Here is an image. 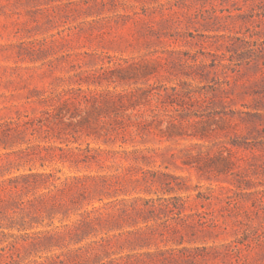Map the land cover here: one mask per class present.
<instances>
[{"label": "rangeland", "instance_id": "374dc122", "mask_svg": "<svg viewBox=\"0 0 264 264\" xmlns=\"http://www.w3.org/2000/svg\"><path fill=\"white\" fill-rule=\"evenodd\" d=\"M119 95L135 110L114 112ZM78 101L90 125H68ZM98 115L108 138L86 136ZM31 173L111 178L77 207L108 204L120 226L30 247L26 235L80 218L14 214L6 204L31 196L7 182ZM3 182L0 264H45L106 234L107 264H264V0H0Z\"/></svg>", "mask_w": 264, "mask_h": 264}, {"label": "trees", "instance_id": "16d2710c", "mask_svg": "<svg viewBox=\"0 0 264 264\" xmlns=\"http://www.w3.org/2000/svg\"><path fill=\"white\" fill-rule=\"evenodd\" d=\"M70 100L71 99L67 98L64 106L68 105ZM105 102L111 106L114 112H120V110L124 112L135 110L133 105L132 107H127L125 105L124 96L122 95H119L115 99L111 98L110 100H106ZM83 104H85L84 101H78V106H74L75 111L68 118L69 126L73 125L74 120H78L77 125H90L89 118H84L81 115V107ZM99 104H101V101H99L97 94H94L92 106L99 108ZM124 115L127 117V114ZM65 116L63 118H66ZM135 116L138 115H133V117ZM93 124H95V127L86 135L88 138L99 139L101 137L108 138L110 136L109 127L111 124L107 123V117L98 115L94 119ZM133 126H135V124L128 127L131 128ZM78 151L84 154L81 149H78ZM85 152H92L89 145L85 149ZM93 159L91 155H85L83 158L78 159L77 162L87 164ZM119 177L120 176L116 177V179ZM110 180L111 178H95L90 176L72 177L62 180L61 178H56L53 174L31 173L7 182L12 189L16 190L17 194L23 195L25 193V195H30L31 197H29L27 201L11 202L6 205H8V207L11 206L10 208L14 214L20 212L31 218V227L33 224H37L36 222L41 218L53 219L56 216H61L62 220H65L70 217L73 208V210H75L73 212L79 215L80 218L73 223L71 227H67L66 230L56 232L55 234H28L23 238V241L27 242L29 246L33 248L45 247V242H57L55 245L45 247V250L79 246L90 238H96L98 233L102 230L112 232L111 223L120 226L121 218L115 215V213L113 214L107 211L106 207L108 204L100 208L93 207L91 210H85L82 213L81 209H78V207L82 208L85 202H87V206L92 205L96 200V194L103 193L108 187H112L113 184ZM5 184L6 182L0 184V188L2 186L4 187ZM98 200L102 201V199ZM149 203L152 202L150 201ZM120 213H125V208L119 209L118 214L120 215ZM136 213H140V211H136ZM7 228L14 229L16 227L15 225H9ZM114 241H117V236L106 234V236L101 237L99 240L92 241L86 247L69 250L66 254L51 258L45 264H107L105 259L110 256L108 250L113 247ZM162 255L164 256V254L161 253V256ZM148 257L153 261H158L163 264L176 263L175 258L166 257L158 259V255L150 254H148Z\"/></svg>", "mask_w": 264, "mask_h": 264}]
</instances>
